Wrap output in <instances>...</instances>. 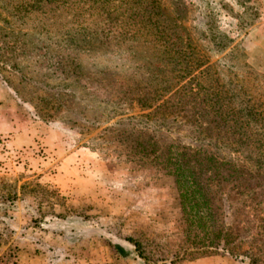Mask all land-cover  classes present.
<instances>
[{"label": "rangeland", "instance_id": "rangeland-1", "mask_svg": "<svg viewBox=\"0 0 264 264\" xmlns=\"http://www.w3.org/2000/svg\"><path fill=\"white\" fill-rule=\"evenodd\" d=\"M75 3L0 0V264H252L208 246L166 159L211 139L185 86L264 109V0Z\"/></svg>", "mask_w": 264, "mask_h": 264}, {"label": "trees", "instance_id": "trees-1", "mask_svg": "<svg viewBox=\"0 0 264 264\" xmlns=\"http://www.w3.org/2000/svg\"><path fill=\"white\" fill-rule=\"evenodd\" d=\"M74 1L78 6L79 3L82 6L88 4L99 10L106 0ZM194 89L185 86L181 92L188 101L193 98L194 105L200 107L197 116L204 118L205 126L202 129L205 137L210 136L211 139L196 149L193 146L170 144L168 150L172 158L168 156L166 164L176 176L184 212L189 215L187 208L192 212L190 214L194 220L189 218L190 224L196 223L200 232L204 233L208 246L222 248L236 257L246 256L252 264H258L264 254V208H258L262 202L257 188L261 189V186L254 181L248 164L264 173V109L243 104L231 109L233 107L226 105L225 96L219 89L200 87L198 93ZM194 121L200 123L195 118ZM211 146L228 147L231 152L241 154L243 162L222 160L208 149ZM225 203H229L233 215L238 213L236 218L242 216L234 228L226 226ZM247 208L256 211L257 219L251 220ZM246 222L248 226L258 229L255 238L258 245L252 244L257 253L243 250L241 246L243 235L250 230V227L242 226Z\"/></svg>", "mask_w": 264, "mask_h": 264}, {"label": "crops", "instance_id": "crops-1", "mask_svg": "<svg viewBox=\"0 0 264 264\" xmlns=\"http://www.w3.org/2000/svg\"><path fill=\"white\" fill-rule=\"evenodd\" d=\"M205 260V259H204Z\"/></svg>", "mask_w": 264, "mask_h": 264}]
</instances>
